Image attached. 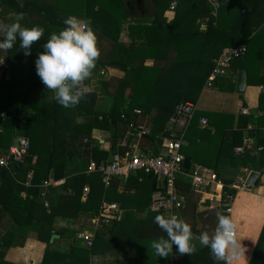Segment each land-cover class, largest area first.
<instances>
[{
	"label": "trees",
	"instance_id": "1",
	"mask_svg": "<svg viewBox=\"0 0 264 264\" xmlns=\"http://www.w3.org/2000/svg\"><path fill=\"white\" fill-rule=\"evenodd\" d=\"M170 4L171 0H55L54 4L45 5L35 0H0V17L22 12V24L45 29L43 38L32 46L31 55H24L19 41L6 51L12 78H0V150L9 149L18 136L31 140L30 154L23 163H17V170L0 166V203L14 223L15 233L26 236L35 230L37 238L46 243L43 264H69L72 253L75 260L79 255L89 257L101 241L96 238L91 248L76 246L69 252L54 249L51 242L56 217L76 219L80 212L95 217L104 201L117 202L123 209L127 196L119 187L133 183L140 190L134 200L145 199L147 190L145 206H150L151 195L160 188L156 176L137 171L129 175L126 183L115 178L110 186H105L100 172H89V165L100 164L124 151L119 141L131 125H140L135 119L137 114L154 116L148 135L156 136L178 103L198 101L214 68L213 59L225 47L247 41L249 53L236 59L247 67L251 50L264 35V0H216L215 15L209 0H177L169 19L164 15ZM33 11L41 12L42 19L35 18ZM69 16L90 20L96 33L101 31L114 40L104 62L98 65L120 68L125 74L107 105L90 103L84 93L76 107L64 108L36 74L35 60L43 51L42 45L52 33L66 27L63 21ZM126 24L132 36L130 44L120 41ZM249 37L253 39L251 44ZM218 81L217 78L214 84ZM229 82L222 88L234 89V82ZM8 111L14 113L6 116ZM94 129L111 131L110 151L99 144L92 145ZM260 154L255 167L264 166V145ZM29 172L34 176L33 186L25 185ZM50 177L65 182L48 191V208L40 198L39 185ZM87 185L90 191L84 200ZM234 192L235 188L226 184L223 196ZM24 193L27 196L23 198ZM13 246L16 244L12 238L0 239V264H12L5 260V254ZM249 264H264V227Z\"/></svg>",
	"mask_w": 264,
	"mask_h": 264
},
{
	"label": "crops",
	"instance_id": "2",
	"mask_svg": "<svg viewBox=\"0 0 264 264\" xmlns=\"http://www.w3.org/2000/svg\"><path fill=\"white\" fill-rule=\"evenodd\" d=\"M35 1L40 5L55 3V0ZM20 2H27V0H20ZM16 15L17 13L14 12L4 14L0 17V22L8 24L16 22ZM33 16L38 19L43 17L38 11H33ZM164 16L169 19L173 17L167 14ZM96 34L101 56L97 61L92 78L87 81L91 85L87 95L90 103L107 105L109 97L115 94L119 80L125 72L109 65H98L99 62H104L107 53L114 45V40L101 31H97ZM2 35L0 33V36ZM120 41L126 44L132 42L127 24L120 34ZM243 42L247 44V41L239 44ZM5 54L6 51L0 50V58H6ZM251 54L247 67L241 66L244 61L234 59L226 72L213 80L211 86L206 82L198 101L195 102L197 111L195 118L187 128L182 148L185 158L190 159L189 168L183 167V171L177 175L176 179L177 191L184 198L183 206L178 211L180 218L189 223L193 233L199 236L203 231L209 233L214 231L218 212L229 215L236 224L237 240L246 248L245 256L242 258L243 264H249L264 227V166H254L260 158L264 145V35L255 43ZM148 62L152 63V60ZM241 69L247 72V85L243 93H238L236 85L238 72ZM250 74L252 82H250ZM2 76L0 65V78ZM217 78L219 81L214 84ZM229 80L234 82V89L222 88L230 84ZM243 108H247L248 113H243ZM202 118L207 119V125L202 123ZM135 119L139 122V127L146 130L141 140L142 149L148 154L159 152L162 134H165L169 124L162 126L159 133L153 136L148 134L153 127L154 116L137 114ZM244 138L250 139L252 147L243 154H239L235 148L243 144ZM91 143L92 145L99 144L104 150L110 151L111 131L94 129ZM256 144L259 146L257 158L250 166ZM2 150L3 153L8 152V148ZM195 164L214 170L217 173V182L211 183L202 190L194 189L191 170ZM253 170L257 171L259 176L255 185L248 189L245 183ZM128 178L129 176L119 178V180L121 183H126ZM226 184L235 188V192L224 197L223 190ZM119 191L126 194L127 200L124 201L126 205L116 215L110 226L96 228L92 222L93 217L82 212L76 219L58 216L54 220L56 232L51 246L59 251L69 252L72 247L76 246L91 248L96 238L101 239L89 257L81 255L76 257L79 264H215L210 250L201 247L198 241H194L198 251L191 256L179 255L174 245L173 252L168 258L157 257L151 248V243L161 236L166 237V233L154 222L157 215H162L161 212L153 210L152 202L150 206H145L149 193L147 190L145 199L134 200L140 192L135 183L125 187L120 186ZM154 193L150 197L151 201H153ZM26 196L27 194L24 193L23 198ZM83 199L85 200L84 197ZM3 210L0 203V239L8 241L12 238L16 244L7 249L5 260L12 264H43L46 243L37 238L35 230H30L26 236L15 233L17 230L12 219ZM81 231L94 232L95 237L91 245L77 237ZM72 255L73 253L70 255L71 263L69 264H76L77 261Z\"/></svg>",
	"mask_w": 264,
	"mask_h": 264
},
{
	"label": "built area",
	"instance_id": "3",
	"mask_svg": "<svg viewBox=\"0 0 264 264\" xmlns=\"http://www.w3.org/2000/svg\"><path fill=\"white\" fill-rule=\"evenodd\" d=\"M215 7L216 0H209ZM176 0H172L170 4V12H174ZM214 11V10H213ZM216 13H214L215 15ZM248 52L246 42L239 44L237 47L225 48L218 58L215 59V67L210 77L208 85L211 86L213 80L226 72L227 67L237 59ZM2 73L6 79L12 78L11 66L5 57L0 58ZM85 88L81 89L82 93H88L91 85L86 81ZM197 105L192 101L180 102L175 106L174 112L169 118L166 132L161 140L160 150L154 154H148L142 149L141 140L146 134V130L139 126H132L127 134L122 138L119 146L124 149L122 152H116L111 159L102 161L100 164L91 162L89 172L99 171L102 182L105 186H110L113 179L128 177L131 173L144 171L148 174L156 176L159 189L153 195L152 208L154 211L161 212L162 215L170 217L178 214L182 208L184 198L177 191L176 179L177 175L183 171L185 155L182 147L185 134L195 113ZM243 113H248L247 108L242 109ZM140 113V110H137ZM202 123L207 125L206 118H202ZM88 139L84 140L87 143ZM251 142L249 138H244L242 145L235 149L239 154H243L250 149ZM31 149V140L28 136H18L14 143L10 146L7 153L0 150V166L12 168L13 163H23L29 156ZM192 186L194 189L202 190L207 188L211 183L217 182V173L200 164H195L191 170ZM33 173L29 172L25 185L33 186ZM64 179L56 180L48 178L44 180L41 187L40 196L44 200L45 206L49 207L47 195L49 188L60 186ZM90 191V186H85L83 197L86 198ZM121 207L117 202L104 201L101 205L98 215L93 217L92 222L96 228L107 227L113 223L116 215L120 212ZM229 212V210H228ZM229 216V215H226ZM79 239L85 241L88 245L93 243L95 234L91 231H81L77 234Z\"/></svg>",
	"mask_w": 264,
	"mask_h": 264
},
{
	"label": "clouds",
	"instance_id": "4",
	"mask_svg": "<svg viewBox=\"0 0 264 264\" xmlns=\"http://www.w3.org/2000/svg\"><path fill=\"white\" fill-rule=\"evenodd\" d=\"M24 13L16 15V22H0V50H11L19 41L20 49L25 56L31 55V48L44 36L45 29L40 26H25L21 23ZM63 23L66 25L59 33H52L43 51L35 60L36 74L46 87L54 93V99L64 108H74L84 95L81 89L90 80L101 56L98 47V36L90 20H82L69 16ZM166 233L151 243L154 254L160 258H168L173 252V246L179 255H189L198 251V241L201 247L210 250L215 264H243L246 248L236 237V224L230 216L217 213V224L212 233L203 231L195 235L192 227L184 219L176 215L167 217L157 215L154 221Z\"/></svg>",
	"mask_w": 264,
	"mask_h": 264
},
{
	"label": "water",
	"instance_id": "5",
	"mask_svg": "<svg viewBox=\"0 0 264 264\" xmlns=\"http://www.w3.org/2000/svg\"><path fill=\"white\" fill-rule=\"evenodd\" d=\"M2 39L3 38H0V40H2ZM246 85H247V72H246V70L241 69L238 72L236 91L238 93H243L245 88H246ZM13 113H14L13 111H8V112H6L5 115L6 116H11ZM15 113H18V110H16ZM2 122H3V117L0 116V125L2 124ZM258 149H259V146L257 144L254 145V154H253V156H252V158L250 160V166L254 164V162H255V160L257 158ZM189 164H190V159L188 157H186L184 159V167L186 169H188L189 168ZM12 168L17 170L18 169L17 164L13 163L12 164ZM258 176H259V173L257 171H254V170L251 171L249 176H248V178H247V180H246V183H245L246 188L251 189L255 185V183H256V181L258 179Z\"/></svg>",
	"mask_w": 264,
	"mask_h": 264
},
{
	"label": "rangeland",
	"instance_id": "6",
	"mask_svg": "<svg viewBox=\"0 0 264 264\" xmlns=\"http://www.w3.org/2000/svg\"><path fill=\"white\" fill-rule=\"evenodd\" d=\"M176 5H177V0H176ZM210 5L213 7V10H214V11L212 10V13H213V14H214V13H217V4H216V2H215V7H214V5L211 4V3H210ZM166 14H167V15H170V16H173L174 13H171L170 10L168 9V11L166 12ZM255 37H256V36H255ZM252 40H253V39L249 37V38H248V43L251 44Z\"/></svg>",
	"mask_w": 264,
	"mask_h": 264
}]
</instances>
